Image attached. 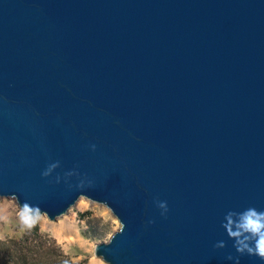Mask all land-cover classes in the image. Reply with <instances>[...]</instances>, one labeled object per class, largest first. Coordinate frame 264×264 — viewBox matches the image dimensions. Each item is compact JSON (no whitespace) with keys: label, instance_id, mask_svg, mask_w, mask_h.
I'll use <instances>...</instances> for the list:
<instances>
[{"label":"water","instance_id":"water-1","mask_svg":"<svg viewBox=\"0 0 264 264\" xmlns=\"http://www.w3.org/2000/svg\"><path fill=\"white\" fill-rule=\"evenodd\" d=\"M12 194L50 220L105 205L107 264H264L222 227L264 211V0H0Z\"/></svg>","mask_w":264,"mask_h":264},{"label":"rangeland","instance_id":"rangeland-1","mask_svg":"<svg viewBox=\"0 0 264 264\" xmlns=\"http://www.w3.org/2000/svg\"><path fill=\"white\" fill-rule=\"evenodd\" d=\"M15 209L14 200L0 196V214L7 219L6 223H0V240H16L32 256L51 252V256L44 255L42 259L51 260L53 264H105L96 257V246L106 242L120 228L105 205L83 198H78L71 209L55 220L42 217L40 224L31 230L20 229L15 220ZM83 211H89V214L80 217L78 213Z\"/></svg>","mask_w":264,"mask_h":264},{"label":"clouds","instance_id":"clouds-1","mask_svg":"<svg viewBox=\"0 0 264 264\" xmlns=\"http://www.w3.org/2000/svg\"><path fill=\"white\" fill-rule=\"evenodd\" d=\"M56 165H54L55 167ZM47 175V173H44ZM16 202L15 220L21 230H31L41 222V218L47 216V213L42 212L38 206H33L27 201L21 204L19 197L12 194L8 197ZM158 206L162 209V214L168 211L165 202H158ZM116 217V216H115ZM118 221L119 217H116ZM7 219L3 214H0V223H6ZM126 225L120 221V233H123ZM222 227L225 229L229 239L233 243V247L240 256L248 255L256 257L264 261V211H260L255 207H248L242 211H229L225 215ZM119 233V234H120ZM115 237H110L106 243H111ZM216 247L224 248V242H219ZM107 261L105 258L100 257ZM229 259H232L230 256ZM237 264L239 261L237 260Z\"/></svg>","mask_w":264,"mask_h":264},{"label":"trees","instance_id":"trees-1","mask_svg":"<svg viewBox=\"0 0 264 264\" xmlns=\"http://www.w3.org/2000/svg\"><path fill=\"white\" fill-rule=\"evenodd\" d=\"M89 211L79 212L80 217L88 215ZM85 235H87L85 233ZM99 235V234H97ZM29 251L34 252L33 249L28 248ZM44 255H50L51 252H42V255L32 256L30 253L24 250V245L20 244L16 240H10L5 242L0 240V264H53L51 260H43ZM71 264L70 262H66Z\"/></svg>","mask_w":264,"mask_h":264}]
</instances>
